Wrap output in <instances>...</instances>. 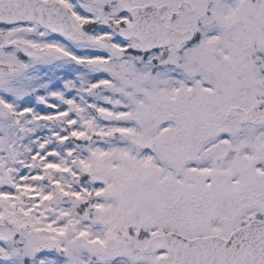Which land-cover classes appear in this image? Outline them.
<instances>
[{"label":"snow or ice","instance_id":"snow-or-ice-1","mask_svg":"<svg viewBox=\"0 0 264 264\" xmlns=\"http://www.w3.org/2000/svg\"><path fill=\"white\" fill-rule=\"evenodd\" d=\"M0 264H264V0H0Z\"/></svg>","mask_w":264,"mask_h":264}]
</instances>
